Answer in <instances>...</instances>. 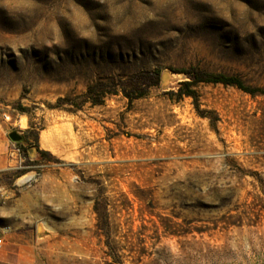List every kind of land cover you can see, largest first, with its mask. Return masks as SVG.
<instances>
[{"label": "rangeland", "instance_id": "obj_1", "mask_svg": "<svg viewBox=\"0 0 264 264\" xmlns=\"http://www.w3.org/2000/svg\"><path fill=\"white\" fill-rule=\"evenodd\" d=\"M0 119V264H264V0H0Z\"/></svg>", "mask_w": 264, "mask_h": 264}, {"label": "crops", "instance_id": "obj_2", "mask_svg": "<svg viewBox=\"0 0 264 264\" xmlns=\"http://www.w3.org/2000/svg\"><path fill=\"white\" fill-rule=\"evenodd\" d=\"M18 151L15 143L8 137L4 121L0 119V175L16 167L15 159L18 156ZM0 240H3V230L1 228Z\"/></svg>", "mask_w": 264, "mask_h": 264}, {"label": "trees", "instance_id": "obj_3", "mask_svg": "<svg viewBox=\"0 0 264 264\" xmlns=\"http://www.w3.org/2000/svg\"><path fill=\"white\" fill-rule=\"evenodd\" d=\"M188 81H182L180 83L181 86H190L197 82H211V83H222L224 85H235L236 87L240 88L243 91L249 92V89L247 87H244L241 81L235 77L232 76H226L224 74H197V75H189ZM89 90L92 91V88ZM140 94H137L136 96H139Z\"/></svg>", "mask_w": 264, "mask_h": 264}, {"label": "water", "instance_id": "obj_4", "mask_svg": "<svg viewBox=\"0 0 264 264\" xmlns=\"http://www.w3.org/2000/svg\"><path fill=\"white\" fill-rule=\"evenodd\" d=\"M8 137L13 142H18L22 139V136L17 131H12L8 134Z\"/></svg>", "mask_w": 264, "mask_h": 264}, {"label": "built area", "instance_id": "obj_5", "mask_svg": "<svg viewBox=\"0 0 264 264\" xmlns=\"http://www.w3.org/2000/svg\"><path fill=\"white\" fill-rule=\"evenodd\" d=\"M5 118H7V117L5 116ZM1 243H2V240H0V246H1Z\"/></svg>", "mask_w": 264, "mask_h": 264}, {"label": "bare ground", "instance_id": "obj_6", "mask_svg": "<svg viewBox=\"0 0 264 264\" xmlns=\"http://www.w3.org/2000/svg\"><path fill=\"white\" fill-rule=\"evenodd\" d=\"M18 180H19V181H21L22 179H21V178H19Z\"/></svg>", "mask_w": 264, "mask_h": 264}]
</instances>
